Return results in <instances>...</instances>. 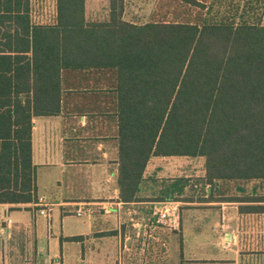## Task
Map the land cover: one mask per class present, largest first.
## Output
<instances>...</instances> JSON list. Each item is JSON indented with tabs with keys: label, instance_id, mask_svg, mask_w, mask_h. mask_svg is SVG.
I'll return each instance as SVG.
<instances>
[{
	"label": "trees",
	"instance_id": "1",
	"mask_svg": "<svg viewBox=\"0 0 264 264\" xmlns=\"http://www.w3.org/2000/svg\"><path fill=\"white\" fill-rule=\"evenodd\" d=\"M37 1L0 0V205L37 203L31 120L60 114L68 75L115 118L118 202L264 215V0H178L201 12L196 23L127 21L125 0H108L101 21L85 0H53L49 15ZM153 158H202L204 174L157 181L144 198Z\"/></svg>",
	"mask_w": 264,
	"mask_h": 264
},
{
	"label": "crops",
	"instance_id": "2",
	"mask_svg": "<svg viewBox=\"0 0 264 264\" xmlns=\"http://www.w3.org/2000/svg\"><path fill=\"white\" fill-rule=\"evenodd\" d=\"M63 80L65 90L71 92L62 98L60 114L33 117L31 120V162L35 167L36 195L38 199H42V207L24 205L17 206L20 207L19 210H11L13 206L0 205V214L8 215L10 222L31 226L36 258L42 253V245L45 242L39 234L36 222V211L39 209L45 210L47 214L40 216L48 221L56 208H59L61 216H65L71 213L74 215L77 207L83 204L120 203L116 185L117 128L113 113L103 109L105 102L100 98V94L85 92L88 90L84 88H72L81 81L68 75ZM90 119H94V122L90 123ZM68 132L70 139L67 138ZM67 141L70 142L67 144ZM155 159L158 158L151 159L149 163L155 162ZM149 165L144 173L145 180L149 179ZM150 204L153 205L148 202L121 203L111 214L104 215L106 218L99 219L94 215L88 218L90 233L80 236L82 240L77 243L69 242L79 246L78 264H122L121 246L124 249L128 247V251H137L138 247L137 239L127 236L133 232H126L125 238L122 239L124 227L121 226L125 223L124 219L135 213L134 206ZM27 208L30 210H26ZM124 208L126 211L122 210ZM220 211L224 212V208ZM15 212L28 213L31 219L28 221L25 217L18 216L14 220L11 215ZM32 212L34 214H31ZM223 212L220 213L221 222L216 226L221 230L231 227L225 222ZM108 219L114 224L111 230L113 233L105 236L111 237L109 244L104 243L101 240L103 236L100 235L108 231L105 229L108 227ZM7 226L10 228V225ZM130 226L136 237L141 235V238L146 236L153 240L151 244L145 246L144 242L141 246H145L143 251L152 250L157 264H238L240 255L233 231H225L221 237H217V233L212 232L213 225L206 226L202 222L187 223L183 222L182 218L177 230H170L162 223H149V220L143 219ZM169 237H177V246L172 245V259L169 257ZM65 239L67 238H61V242H67ZM91 242L97 246L94 252L87 248ZM59 261V264H65L62 256ZM44 264L55 263L50 260Z\"/></svg>",
	"mask_w": 264,
	"mask_h": 264
},
{
	"label": "rangeland",
	"instance_id": "3",
	"mask_svg": "<svg viewBox=\"0 0 264 264\" xmlns=\"http://www.w3.org/2000/svg\"><path fill=\"white\" fill-rule=\"evenodd\" d=\"M38 1L44 4V15L52 13L53 0ZM125 1V20L137 23H144L152 20L154 17L156 20L159 17L160 20L163 21L196 23L199 22L202 15L197 9L185 5V3L182 5L178 0ZM198 1L206 3L209 0ZM85 9L87 20H104L108 14V0H85ZM91 122H94V119H90V123ZM68 135L67 138L70 139L69 132ZM69 142L70 141H67V144ZM154 161L155 162L149 163V179L145 181L141 190V195L144 198L153 199L152 197H154L153 194H155L157 181L179 178L196 181L204 174V160L202 158H158ZM254 185V183H249L246 186L250 188ZM225 187H221L223 189L221 195H231L234 193L236 184H231L230 186L228 184V186ZM186 197H189V193L176 198L177 200L175 201H181V199ZM194 198H197V196ZM180 203L178 208L179 221L182 218L183 222L187 223L202 222L206 226L213 225L212 232L214 234L217 233V237H221L222 233L225 231H233L237 239V248L240 255L238 264H264V215H239L237 213V206L232 204H215L213 206L198 203L188 205H186V203ZM153 207L152 204L139 207L134 206L135 213H132L130 217H125V223L121 226L124 227V231H122L121 234L122 239L125 238L126 232H133V234L127 236L137 239L138 247L137 251H128V247L124 249V247L121 246L120 261L122 264H157L156 261H154L155 255L152 250L149 249L148 252L143 251L146 244H151L153 240L146 236L141 238V235L136 237L135 231H133V228L130 226L139 223L141 219L144 221L149 220V223H154L157 217L153 216ZM222 207L224 208V212L220 211ZM122 210L126 211V208ZM221 212L224 213L225 222L231 225L228 229L225 228L221 230L216 227L218 222H221ZM31 214L34 213L32 212ZM93 215L99 219L106 218L102 212L96 209ZM18 216L25 217L28 221L31 219L30 214H18L17 212L13 213L11 218L15 220ZM36 222L39 228V234L45 241L42 245V253L39 254L37 258L35 256L34 237L31 226L19 225L14 221L12 223L8 220V215L0 214V264H44L45 261L48 263L50 260L55 264H59L61 256L64 258L65 264H78L79 246L69 242H61V238L82 236L90 233L89 219L87 217H76L72 213L61 216L59 208H56L48 221L36 212ZM106 224L108 227L105 229L108 231L100 234L102 236L113 233L111 231L114 227L112 226L114 225L112 221L108 219ZM7 225H10V228H7ZM110 238L111 237L103 236L101 240L109 244L111 241ZM169 241V257L172 259V245L175 247L177 246V237H169ZM144 242L145 246L142 247L141 243L143 244ZM96 247V244L91 242L87 248L94 252Z\"/></svg>",
	"mask_w": 264,
	"mask_h": 264
},
{
	"label": "built area",
	"instance_id": "4",
	"mask_svg": "<svg viewBox=\"0 0 264 264\" xmlns=\"http://www.w3.org/2000/svg\"><path fill=\"white\" fill-rule=\"evenodd\" d=\"M194 188H196V186H194ZM42 204V199H38L34 207L40 208ZM180 204L181 203L174 201L153 204V216L157 217L155 222L162 223L172 230H177L179 227L178 208ZM120 206L121 203L109 204L99 202L94 204H83L77 207L74 215L76 217L90 218L94 214L95 209L102 212L104 215H109L113 212L115 207L119 208ZM36 212H38L39 215L47 214L44 209H39Z\"/></svg>",
	"mask_w": 264,
	"mask_h": 264
}]
</instances>
